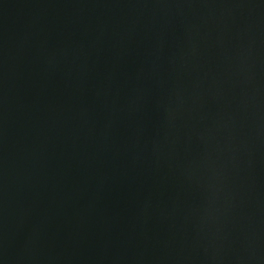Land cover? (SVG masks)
<instances>
[{
  "label": "water",
  "instance_id": "obj_1",
  "mask_svg": "<svg viewBox=\"0 0 264 264\" xmlns=\"http://www.w3.org/2000/svg\"><path fill=\"white\" fill-rule=\"evenodd\" d=\"M0 264H264V0H0Z\"/></svg>",
  "mask_w": 264,
  "mask_h": 264
}]
</instances>
